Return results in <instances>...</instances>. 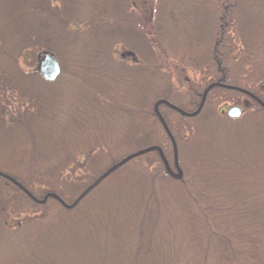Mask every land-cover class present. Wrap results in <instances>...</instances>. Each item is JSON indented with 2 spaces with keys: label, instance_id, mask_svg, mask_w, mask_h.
Segmentation results:
<instances>
[{
  "label": "trees",
  "instance_id": "16d2710c",
  "mask_svg": "<svg viewBox=\"0 0 264 264\" xmlns=\"http://www.w3.org/2000/svg\"><path fill=\"white\" fill-rule=\"evenodd\" d=\"M139 1L0 0V148L9 145L8 161L0 164V264H83L78 254L91 264H264V106L239 91L264 104V0L190 2V47L206 48L209 41L207 59L195 60L190 67L202 78L193 89L190 109L179 102L181 97H168V85V94L155 97L153 108H147L155 94L148 88L157 75L143 52L147 26L162 29L164 18L157 8L152 11ZM161 1L155 0L158 7ZM107 38L116 41L114 45L121 42L124 51L113 56V48L99 50L93 44ZM41 53L54 56L60 65L61 73L52 83L36 71ZM106 65L116 67L115 72ZM209 87L194 118L182 117L166 104L159 106L176 146L180 180L169 177L159 154L151 152L117 169L79 199L110 167L142 149L160 147L172 167V143L154 105L163 100L192 113ZM239 96L255 110L237 119L223 116L219 101L237 104ZM168 114L183 118L186 125L173 124ZM105 123L115 128L114 139L100 134ZM205 125L211 126L214 137L209 146L202 140ZM188 131L189 139L183 137L187 145L201 138L208 149L199 167H186L182 161L183 152L205 155L195 149L197 144L181 150V135ZM150 156L154 161L149 166L155 167L151 170L146 160ZM23 157L47 158L43 175L29 165L17 169ZM101 160L108 161L103 169ZM127 169L139 170L146 192L140 190L134 205L122 206L123 226L113 235L109 231L113 245L108 247L110 224L99 229L90 225L95 222L89 219L91 197ZM21 188L44 203L33 201ZM168 192V198L159 197ZM19 209L35 210L41 220L18 221ZM40 210L52 211L50 219ZM162 210L170 215L159 223ZM7 218L17 221L9 224Z\"/></svg>",
  "mask_w": 264,
  "mask_h": 264
},
{
  "label": "rangeland",
  "instance_id": "374dc122",
  "mask_svg": "<svg viewBox=\"0 0 264 264\" xmlns=\"http://www.w3.org/2000/svg\"><path fill=\"white\" fill-rule=\"evenodd\" d=\"M191 1L192 0H165V1L162 0L160 2L162 5L159 4V7H158L157 2H155V0H142V2L147 3V7L153 8L152 11H154V9L157 8V10L160 11L159 12L161 14L160 16H162V18H164V19H162V21H163L162 29L160 27V29H157V31H155V29H154L155 27L153 26L152 23L148 24V26H147V50L143 49V52L147 53V62H148L147 64L154 66V68H156V74H157L154 77L155 79L152 78L151 79L152 81L150 80L152 87H150L148 89H151L152 92L155 94H153L154 96L151 98V101L147 102V106H148L147 108L148 109L153 106V103H154L153 101L156 99L155 97H157V96L164 97L165 94H168L167 85L172 90V91L170 90L171 92L169 91L170 93H169L168 97L173 98L175 100H177V96L179 98L181 97V100L179 102H181L184 105V107L187 109H190L191 106H193L192 102H194V100H195L192 98L193 94H195L193 92V89H196L199 86L198 82L200 80H202V78H200V76H201L199 74L200 71L194 72L193 70L190 69V67H192V63H194L193 61L197 60L200 63H202V61H203L202 59L206 56L208 57L206 52H207V47H208L209 41H206L207 46L204 43V46H206V48H204L202 45H200L199 50H195L196 48L191 49V47H190V45L193 41H191L189 38L190 35H192V33L190 31V27L188 26V22H189L190 18L188 16L187 12L191 8V6H194V3L196 2L195 0H193L192 5L190 6L189 4ZM137 2L140 3L139 0H137ZM166 2L168 3V5L165 8L163 6V4ZM151 3L153 5L152 7H151ZM186 4H187V6H186ZM172 15H174V18H171ZM151 18L153 19V15L152 16L150 15L149 20H151ZM113 40H114V38H113ZM196 41H197V38H196ZM115 43H116V41L114 43H110V41H108V38L106 39V41L104 39V41L101 40V41L93 42L94 45L96 44V45H98V47H100L99 50H102L103 48L104 49L113 48L112 49L113 56H118L121 52L124 51L123 47H122L123 44L121 42H119V43H117V45H114ZM125 43H129V42L125 41ZM150 45L153 46V50L151 49ZM187 53H189L190 55H186ZM207 57H206V59H207ZM195 63L197 64L196 61H195ZM106 66H109V69L112 72H115L116 67H113L112 65H106ZM149 70H151V69H149ZM36 71H37V68H36ZM117 71H118V69H117ZM151 71H155V70L152 69ZM164 72H166V74ZM168 73H170V75ZM41 78L44 79L43 77H41ZM164 78H165V80H164ZM45 81H47V80H45ZM54 81H52V82H54ZM164 81H165V83L163 84ZM185 81H188V82L190 81V83L185 84ZM47 82H49V81H47ZM52 82H49V83H52ZM201 86L203 87L204 83ZM175 90L178 91V94L176 92H174ZM179 92L183 93L185 95L183 96ZM231 97L237 98V96H231ZM239 97L240 98H238L237 104H234V102H231L229 100L223 101V102L219 101L220 106L218 107V109L222 110V112L226 113V110L228 108L233 107V106H238L242 111L241 116L246 114V113L248 114V112L253 110V109L255 110L254 105L250 101L246 100V98H244L242 96H239ZM102 102H103V100H102ZM103 104L107 105V103L106 104L103 103ZM158 111H159V109H158ZM159 112L161 114V111H159ZM96 113H98V112L96 111ZM224 113H222L223 116H226V114H224ZM167 116L172 121L173 124L176 122H179V124L181 126H185L187 123V121H185L183 118L177 119V118L172 117L170 114H168ZM62 122L67 123L65 118H62ZM210 127H211L210 125H205L203 128V132H205V133H204V137L202 140L206 141V143L208 144L207 146H209L210 139L214 138V137H212V135H210V133H211V131L209 132ZM100 129H101L100 134L102 135V137L104 139H106L104 137V134L107 137L112 138V139H114L116 137L117 133L115 131V128L112 125H110L109 123L103 124V126H100ZM96 130H99V129L97 128ZM206 133H208V134L206 135ZM59 134H61V133H59ZM205 135H206V137H205ZM217 136H218V134H217ZM181 137H182V139H183V137H185V139H189L190 131H188L185 135H181ZM194 137H195V135L193 137H191L190 140H193ZM65 138H67V137L63 136V139H65ZM153 138H154V136H153ZM202 140H201V138L196 139L195 142L189 143L188 145H187V143H188L187 141H184V139L181 140V150H184V149H186V147H189V146H192L194 148V145L197 144L195 149L199 150V148H200L201 149L200 151H203V153L205 154L204 156H200V155L197 156L198 154L191 156V155L183 152L182 161L186 167L189 165V163H190V165H193L194 167L195 166L199 167L200 164L197 162H200L204 157L208 158V149H206L207 148V147H205L206 145H201ZM169 145L170 144L168 141L165 142L166 152H168ZM199 145H200V147H199ZM12 148L15 149L14 144H13ZM126 148H128V146L124 147L123 150H120L119 154H122L126 150ZM2 151H4L3 152L4 156H0V164H6V162L8 160L5 158V154H7L9 152V145L5 144V147H1L0 153H2ZM107 153H106L105 157L110 162V160H109L110 154L109 153L107 154ZM140 157H143V156H140ZM153 157L154 156H150L149 158L146 159L147 160V166L150 170L155 168L154 166H149V164L154 161ZM41 160H39L38 158H35L33 160H29L28 158L23 157L21 160L22 162L17 161L15 167L17 169L23 170L24 168L27 169L26 166L29 165V168L31 167L33 170L39 172L40 175H43L45 169H47V166H48V159L44 158ZM108 161L101 160L100 164H99V168L100 169L105 168L108 164ZM95 170H97V168H95ZM138 171H137V169L124 170L123 172H121L120 174L117 175V176H119L118 178L116 177L114 180L103 185L102 187L100 186L101 188L99 187L100 189H98L96 192H94V194H92V197H91L92 203H91V206H89V209H90L89 219H91L92 221L94 220L95 222H91L90 225H92V227H94V229H99V227H101L104 224H106L107 228H108V225L110 224V229H107L106 227H102V228H106L108 231V234L106 237L108 240L107 243H110L108 245V247H110V245H113V244H111L112 236H111L110 232L113 235V233L115 231H120V229L123 226L122 222H121V218H120V216H122V214H123L122 206L125 205L126 206L125 209H127L128 205H130V204L134 205L135 202L137 203V201L139 199L138 197L140 194V190H142L144 193L146 192L145 191V189L147 187L146 181L138 173ZM152 172H155V171H152ZM171 185L174 186L173 188L175 190V188H176L175 185H173V184H171ZM165 190L166 189L163 187V190H161V191L163 192ZM40 192H42V191H40ZM168 194L170 195L171 193L168 192L165 195H159V194L158 195L160 198L162 196L165 198H168L167 197ZM93 201H94V203H93ZM119 201H120L121 205L119 204ZM40 204H42V203H40ZM14 208H18V207H14ZM86 208H88V207H86ZM19 210H20L21 215H20L18 221H21L20 219H23V218L27 219V218H32V217H34V218L38 217V218H36V221L41 220L40 215H38L37 211H35V210H31V211H29L27 209H19ZM38 212L43 213L44 211L40 210ZM51 212L52 211L44 212L45 213L44 217L46 216L50 219L49 216L52 215ZM113 212H114V215H113ZM171 212H173V211H171ZM169 215H170V212H165V210H162L159 213V217H158L159 221L158 222L162 223L163 221H166L167 216H169ZM7 219L9 221V224H13L17 221L16 218L15 219L7 218ZM48 228H51V227H48ZM59 230H62V228L59 227ZM44 231H45V229H44ZM51 232H52V230H51ZM75 254H76V252H75ZM80 255L81 254L75 255V257L78 256V258L80 259V260L77 259V261H81V263L83 262V264H91L89 259H85V257L80 256ZM75 257H73V258L75 259ZM2 258H3V255L0 252V263H1Z\"/></svg>",
  "mask_w": 264,
  "mask_h": 264
},
{
  "label": "water",
  "instance_id": "95a60500",
  "mask_svg": "<svg viewBox=\"0 0 264 264\" xmlns=\"http://www.w3.org/2000/svg\"><path fill=\"white\" fill-rule=\"evenodd\" d=\"M37 72L41 75V77H43L45 80L49 81V82H52L54 81L55 79H57V77L60 75V66H59V63L57 62V60L55 59L54 56L52 55H49V54H46V53H41L39 56H38V59H37ZM215 86V85H212V87ZM230 89H235V88H231ZM209 89H207L203 95V98H202V101L200 103V106L199 108L197 109V111L193 112V113H188V112H185L181 109H179L178 107H175L169 103H166L167 107H169L170 109L174 110L175 112H177L178 114H180L181 116L183 117H187V118H194L196 117L200 111H201V108L204 104V101H205V96L207 94ZM243 92V91H242ZM247 93V92H245ZM259 105L263 106L264 104L262 102H260L259 100H256ZM164 101H158L155 106H154V110H155V114L157 116V118L159 119L165 133L168 135V137L171 138V135L169 133V130H168V127L167 125L165 124L163 118L161 117L159 111H158V106L160 104H163ZM241 114V110L237 107H233L231 109H229L227 111V116L230 117V118H238ZM172 141V144H173V151H174V169H175V172H173L171 170V168L169 167L163 153H162V150L159 148V147H149V148H146V149H142L136 153H133L127 157H125L124 159H122L120 162L116 163L115 165H113L112 167H110L105 173H103L100 177H98L84 192L83 194L80 196L79 199L83 198L88 192H90L91 190H93L97 185H99L103 180H105L109 175H111L114 171H116L117 169L121 168L122 166H124L125 164H127L128 162H130L131 160L137 158V157H140V156H143L147 153H150V152H157L159 153L160 155V158L165 166V169L167 171V173L175 180H180L182 178V172L181 170L179 169L178 167V164H177V152H176V148H175V145L173 143V140ZM3 177H5L7 180L11 181L12 183H14L16 186L18 187H21L17 182H15L13 179L5 176V175H2ZM31 199H33V201L37 202V203H44V201H38L36 199H34L31 194H29V192H27L26 190H24L23 188H21ZM50 198H54V195L52 194H49L48 195ZM63 206L64 207H70L68 205H66L65 203H63Z\"/></svg>",
  "mask_w": 264,
  "mask_h": 264
}]
</instances>
